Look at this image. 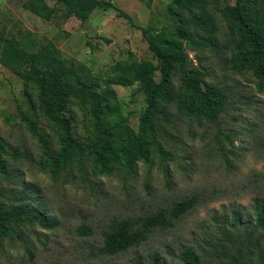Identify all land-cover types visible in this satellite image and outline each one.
I'll use <instances>...</instances> for the list:
<instances>
[{
    "label": "rangeland",
    "instance_id": "374dc122",
    "mask_svg": "<svg viewBox=\"0 0 264 264\" xmlns=\"http://www.w3.org/2000/svg\"><path fill=\"white\" fill-rule=\"evenodd\" d=\"M27 1L0 0V35L33 51L60 54L83 79L107 76L117 61L156 62L141 28L149 35L160 26L173 29L175 22L167 13L170 0H150V7L138 0H110L116 9H94L84 21L69 15L58 0H43L55 11L49 20L42 19L25 7ZM234 2L207 0L206 11L217 22L222 46L226 28L217 8ZM187 53L207 73L206 80L227 94L214 123L189 119L173 107L158 135L170 159L152 147L150 161H139L133 172L119 167L109 176L91 177L86 163L75 162L55 180L40 168L42 147L30 128L34 124L39 133L49 134L52 149L57 148L38 85L23 77L28 65L11 67L0 61V147L9 153L2 154L8 176L0 174L1 200L15 204L26 196L21 202L40 206L58 221L52 229L22 227L24 239L0 236V264H150L155 256L177 264L185 247L208 264L258 263L264 232L254 224L253 205L264 201V91H257L251 71H232L228 48ZM113 88L121 114L137 130L144 96L134 94L136 84ZM69 102L78 132L86 135L90 122L85 109L75 96ZM186 198H194V205L172 218V225L154 227L147 240L125 252H102L104 232L114 221L140 223Z\"/></svg>",
    "mask_w": 264,
    "mask_h": 264
},
{
    "label": "trees",
    "instance_id": "16d2710c",
    "mask_svg": "<svg viewBox=\"0 0 264 264\" xmlns=\"http://www.w3.org/2000/svg\"><path fill=\"white\" fill-rule=\"evenodd\" d=\"M58 1L69 15L81 21L86 20L94 9H116L110 0ZM138 1L150 7V0ZM25 7L45 20H49L55 11L43 0H29ZM206 7L207 0H170L167 13L175 20L173 29L160 26L148 35V31L141 28L156 62L151 59L117 61L109 67L105 77L87 75L83 79L71 67V62L60 54L33 51L17 39L0 35V61L11 67L28 65L23 77L29 83L38 85L43 114L58 145L52 149L50 135L39 133L36 125L31 124L30 128L42 147L41 170L52 180L75 162L86 163L91 177L109 176L119 167L130 173L139 161H150L152 147L163 159H170L169 151L158 135L164 130L163 122L170 119L171 108L189 119L214 123L224 111L227 94L224 89L206 80L207 73L193 64L187 50L220 52L228 48V64L232 71L238 74L251 71L258 80L257 91L263 92L264 0H235L232 5L223 4L217 8L226 28L227 43L224 46L218 43V25ZM116 12L132 23L126 13L121 10ZM176 76L178 81L174 83ZM134 84V94H142L145 103L137 130L121 114L113 88L115 85ZM72 96L88 115L90 130L86 135L77 130L75 109L70 107L69 102ZM2 154L9 153L0 147V174L8 176ZM1 197L0 194L2 237L17 235L24 239L19 231L22 227L37 226L46 230L58 224L40 206L21 202L26 196H20V202L15 204L6 203ZM194 201V198L177 201L169 210L160 209L146 215L140 223L131 218L114 221L104 232L102 252L117 255L140 245L147 240L154 227L172 225V218L178 219L194 205ZM253 213L255 226L264 232V201H255ZM27 250L31 253L30 249ZM177 260V264H208L190 247L181 250ZM150 264L166 263L155 256ZM257 264H264V250Z\"/></svg>",
    "mask_w": 264,
    "mask_h": 264
}]
</instances>
